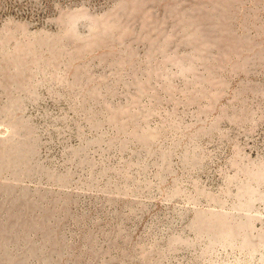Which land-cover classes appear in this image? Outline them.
Returning <instances> with one entry per match:
<instances>
[{
    "label": "rangeland",
    "instance_id": "1",
    "mask_svg": "<svg viewBox=\"0 0 264 264\" xmlns=\"http://www.w3.org/2000/svg\"><path fill=\"white\" fill-rule=\"evenodd\" d=\"M0 264H264V0H0Z\"/></svg>",
    "mask_w": 264,
    "mask_h": 264
}]
</instances>
